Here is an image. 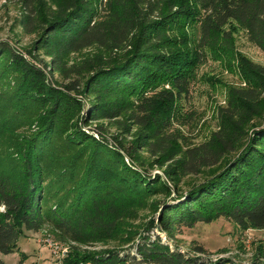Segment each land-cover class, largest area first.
<instances>
[{
	"label": "trees",
	"instance_id": "16d2710c",
	"mask_svg": "<svg viewBox=\"0 0 264 264\" xmlns=\"http://www.w3.org/2000/svg\"><path fill=\"white\" fill-rule=\"evenodd\" d=\"M232 21L264 51V0H61L29 48L0 41V252H20L25 264L20 237L48 228L72 243L65 264H208L203 246L185 252L152 232L178 239L221 217L264 229V66L239 56L249 86L230 89L218 129L201 145L164 149L179 100L207 50L230 39ZM86 49L96 66L56 86L35 54L48 51L59 66ZM79 95L85 122L133 125L132 145L83 130ZM154 146L167 180L143 168L140 152ZM188 175L201 179L185 187ZM146 202L156 224L137 223L132 207ZM254 264H264L262 243Z\"/></svg>",
	"mask_w": 264,
	"mask_h": 264
},
{
	"label": "rangeland",
	"instance_id": "374dc122",
	"mask_svg": "<svg viewBox=\"0 0 264 264\" xmlns=\"http://www.w3.org/2000/svg\"><path fill=\"white\" fill-rule=\"evenodd\" d=\"M60 4L61 0H0V41H9L22 50L29 48L37 38V30H41L57 14ZM226 29L230 32V39L207 50L204 62L195 71L189 93L179 100L177 113L171 125L163 132L169 141H164L167 145L165 150L172 140L179 141L181 148L201 145L218 129V111L219 108L227 106L230 89L249 86L239 67V56H246L256 64L264 66V51L249 39L243 26L232 21ZM94 51L86 49L68 55L59 66L55 65L53 55L48 51L40 50V55L38 52L35 54L42 60L40 67L46 72L48 81L55 85L56 80L70 82L89 74L96 66L93 62L97 59ZM79 98L85 102L82 120L79 122L83 130L96 138H106L113 146H116L114 142L117 139L127 146L132 145L135 132L133 125L130 130L123 129L122 121L115 119H90L87 123L84 121L87 101L83 95H79ZM161 149V146H154V151L142 150L140 156L145 164L143 168L148 173L159 174L167 180L164 170L169 163L162 165L156 161ZM199 179L200 175H188L183 186ZM132 208L140 216L137 223L147 220H153L155 224L158 222L159 216L151 212L148 202ZM152 233H158L164 242L185 252H192L195 246H203L206 252L199 255L208 264L220 259H224L225 264H254L256 248L259 244H264V229L242 230L224 217L211 223L199 222L194 227H184L178 239H170L158 228ZM19 245L21 251L27 254L25 264H65V259L72 250L71 242L58 240L48 228L40 232L27 231L26 235L20 237ZM112 246H115L114 242L82 249L99 250ZM0 258L5 264H19L21 253L0 252Z\"/></svg>",
	"mask_w": 264,
	"mask_h": 264
}]
</instances>
